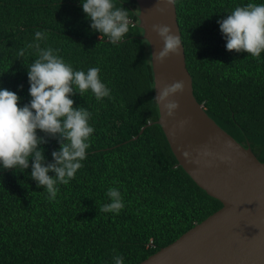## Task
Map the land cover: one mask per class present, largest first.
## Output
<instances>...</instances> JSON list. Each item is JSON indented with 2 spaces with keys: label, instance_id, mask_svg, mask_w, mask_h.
Masks as SVG:
<instances>
[{
  "label": "trees",
  "instance_id": "1",
  "mask_svg": "<svg viewBox=\"0 0 264 264\" xmlns=\"http://www.w3.org/2000/svg\"><path fill=\"white\" fill-rule=\"evenodd\" d=\"M113 2L132 21L116 45L91 30L81 0H0V89L16 92L21 107L31 100L27 72L38 57L27 45L37 30L47 33L41 48L59 49L74 70L98 67L111 90L101 101L91 91L71 97L91 113L94 132L83 167L57 185L55 200L31 179V167H0V264H114L115 255L139 264L222 208L179 166L156 123L150 46L136 0ZM248 3L264 0H176V8L197 101L264 162V52L258 59L228 52L217 23ZM41 147L51 162L59 144L49 139ZM109 188L122 194L118 215L99 211L110 202Z\"/></svg>",
  "mask_w": 264,
  "mask_h": 264
},
{
  "label": "clouds",
  "instance_id": "2",
  "mask_svg": "<svg viewBox=\"0 0 264 264\" xmlns=\"http://www.w3.org/2000/svg\"><path fill=\"white\" fill-rule=\"evenodd\" d=\"M175 3L176 0H167L168 5ZM81 4L91 30L99 33L100 39L107 37L113 45L123 42L132 23L127 9L116 7L113 0H81ZM157 11L164 14L166 9L158 7ZM217 23L228 52L247 53L256 59L264 52V4L238 6ZM152 31L163 42L162 49L152 53V61L163 63L171 55L180 54V35L170 26L154 24ZM46 38V32L37 30L34 42L27 45L28 49H35L38 57L27 72L31 100L21 107V98L16 92L0 89V167L21 172L31 167V179L37 187L45 189L48 199L53 201L59 191L57 185H68L83 167L81 162L86 159L94 132L89 124L91 113L83 107H74L71 97L76 94L84 97L91 91L96 100L101 101L111 98V90L101 81L98 67L89 68L87 72L74 70L56 54L59 49L41 48L39 41ZM151 43L145 37L144 44ZM24 55L25 50L21 49L18 56ZM184 91V81H176L163 87L153 100L158 105L163 104L167 117H174L179 104L169 97ZM38 130L43 135H38ZM49 139L59 144V148L51 152V162L41 147ZM184 155L187 157L189 153ZM201 155L211 153L204 151ZM106 195L110 202L103 204L99 211L118 215L125 206L121 192L109 188ZM113 260L114 264H124L121 255H115Z\"/></svg>",
  "mask_w": 264,
  "mask_h": 264
},
{
  "label": "water",
  "instance_id": "3",
  "mask_svg": "<svg viewBox=\"0 0 264 264\" xmlns=\"http://www.w3.org/2000/svg\"><path fill=\"white\" fill-rule=\"evenodd\" d=\"M136 2L138 26L144 31L143 39L152 42L151 55L163 47L152 25H168L181 39L179 55H171L163 63L151 59L155 95L176 81L185 83L184 93L169 97L179 104L174 117H167L163 104H157L156 123L162 127L179 166L222 204L206 220L139 264H264V162L250 144L239 143L197 101L176 3L172 6L167 0ZM158 7L165 8V13L158 12ZM204 151L211 155H201ZM185 152L189 153L187 157Z\"/></svg>",
  "mask_w": 264,
  "mask_h": 264
}]
</instances>
